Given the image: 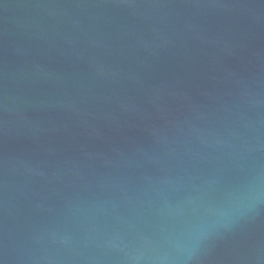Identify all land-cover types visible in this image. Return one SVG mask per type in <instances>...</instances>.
Returning <instances> with one entry per match:
<instances>
[{
	"label": "water",
	"instance_id": "water-1",
	"mask_svg": "<svg viewBox=\"0 0 264 264\" xmlns=\"http://www.w3.org/2000/svg\"><path fill=\"white\" fill-rule=\"evenodd\" d=\"M0 264H264V0H0Z\"/></svg>",
	"mask_w": 264,
	"mask_h": 264
}]
</instances>
